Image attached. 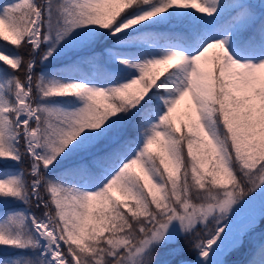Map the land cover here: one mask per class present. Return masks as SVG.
I'll list each match as a JSON object with an SVG mask.
<instances>
[{
    "label": "snow or ice",
    "instance_id": "obj_1",
    "mask_svg": "<svg viewBox=\"0 0 264 264\" xmlns=\"http://www.w3.org/2000/svg\"><path fill=\"white\" fill-rule=\"evenodd\" d=\"M0 41V264L244 247L264 219V0H7Z\"/></svg>",
    "mask_w": 264,
    "mask_h": 264
},
{
    "label": "trees",
    "instance_id": "obj_2",
    "mask_svg": "<svg viewBox=\"0 0 264 264\" xmlns=\"http://www.w3.org/2000/svg\"><path fill=\"white\" fill-rule=\"evenodd\" d=\"M5 2H7V0H0V4L5 3ZM250 2L254 3V4H259L260 0H250ZM0 43H6V42L5 41H0ZM23 55L25 57H27V53L26 52L23 53ZM36 71L37 72L40 71L39 64H37ZM21 76H22V74H21ZM17 167H19V166H17ZM263 224H264V219H261V225H263ZM254 234H257V235L262 237L263 234H264V228L262 230L258 231V232H255ZM252 241L253 240H252V235H251L249 240L247 241V248H248L247 253H246L244 259L240 263H237V264H246V261L251 258L252 253L255 251V248L253 246ZM175 246L176 245H172V247H175ZM179 246L183 247L184 251H183V253H182V255L180 257H177L175 259H185V260L190 261V262L194 261L195 256H196V251L193 248H191L190 245L183 239H181L179 241ZM243 252H244V247L241 248V249H238V250H236V251H234L232 253H230L227 256L226 260L227 261L238 260V259L241 258Z\"/></svg>",
    "mask_w": 264,
    "mask_h": 264
},
{
    "label": "rangeland",
    "instance_id": "obj_3",
    "mask_svg": "<svg viewBox=\"0 0 264 264\" xmlns=\"http://www.w3.org/2000/svg\"><path fill=\"white\" fill-rule=\"evenodd\" d=\"M173 117H174V119H176L177 124L179 125L180 120L184 118V103H183V102H182L181 105H179V106L177 107V110H176V112L173 114ZM251 211H253V212L258 216V214H259V206L256 205V206L254 207V209H252ZM258 227H259V225L255 228V230H256ZM255 230L252 231V232L250 233V236L252 235V240H253L252 243H253L254 248L256 247V245H258V244L261 242L262 239H264V234H263L262 237L259 236V235H257V234H254V232H256ZM252 233H253V234H252ZM195 259H196V258H195ZM225 260H226V258H225ZM194 261H195V260H194ZM194 261H193V262H194ZM226 262H227V260H226Z\"/></svg>",
    "mask_w": 264,
    "mask_h": 264
},
{
    "label": "water",
    "instance_id": "obj_4",
    "mask_svg": "<svg viewBox=\"0 0 264 264\" xmlns=\"http://www.w3.org/2000/svg\"><path fill=\"white\" fill-rule=\"evenodd\" d=\"M253 230H254V229H253ZM253 230H252V231H253ZM248 237H249V234H248V236H246V237H245V240H247V239H248ZM244 245H245V244H244ZM243 257H244V255H243ZM232 263H236V261H233V262H228V263H226V264H232Z\"/></svg>",
    "mask_w": 264,
    "mask_h": 264
},
{
    "label": "bare ground",
    "instance_id": "obj_5",
    "mask_svg": "<svg viewBox=\"0 0 264 264\" xmlns=\"http://www.w3.org/2000/svg\"><path fill=\"white\" fill-rule=\"evenodd\" d=\"M194 264V263H193Z\"/></svg>",
    "mask_w": 264,
    "mask_h": 264
}]
</instances>
